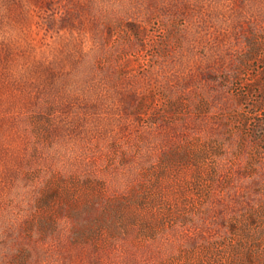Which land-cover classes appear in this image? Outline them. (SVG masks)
I'll return each mask as SVG.
<instances>
[{
	"label": "rangeland",
	"instance_id": "1",
	"mask_svg": "<svg viewBox=\"0 0 264 264\" xmlns=\"http://www.w3.org/2000/svg\"><path fill=\"white\" fill-rule=\"evenodd\" d=\"M263 93L264 0H0V264H264Z\"/></svg>",
	"mask_w": 264,
	"mask_h": 264
},
{
	"label": "trees",
	"instance_id": "2",
	"mask_svg": "<svg viewBox=\"0 0 264 264\" xmlns=\"http://www.w3.org/2000/svg\"><path fill=\"white\" fill-rule=\"evenodd\" d=\"M264 103V93L261 95V97H259V100H258V107L260 108V109H262L263 108V104ZM263 123V122H262ZM261 126V125H260ZM262 126H263V129H262V131L264 130V123L262 124Z\"/></svg>",
	"mask_w": 264,
	"mask_h": 264
}]
</instances>
